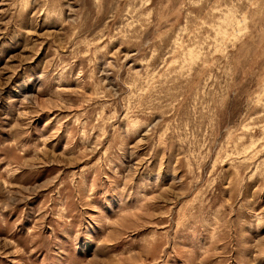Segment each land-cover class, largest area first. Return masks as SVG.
<instances>
[{"label": "rangeland", "instance_id": "1", "mask_svg": "<svg viewBox=\"0 0 264 264\" xmlns=\"http://www.w3.org/2000/svg\"><path fill=\"white\" fill-rule=\"evenodd\" d=\"M0 264H264V0H0Z\"/></svg>", "mask_w": 264, "mask_h": 264}]
</instances>
